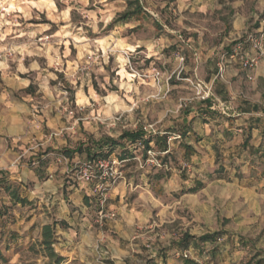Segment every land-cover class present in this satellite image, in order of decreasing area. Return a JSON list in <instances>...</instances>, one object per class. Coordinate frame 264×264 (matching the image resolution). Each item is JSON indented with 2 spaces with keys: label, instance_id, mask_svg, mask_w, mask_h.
Masks as SVG:
<instances>
[{
  "label": "rangeland",
  "instance_id": "rangeland-1",
  "mask_svg": "<svg viewBox=\"0 0 264 264\" xmlns=\"http://www.w3.org/2000/svg\"><path fill=\"white\" fill-rule=\"evenodd\" d=\"M141 2L146 13L109 27L129 9L126 0H0L1 103L25 102L35 127L0 160V264H104L112 260L92 250L112 238L130 254L127 264H245L264 256V99L254 88L264 40L253 68L229 55L238 43L255 52L248 36L261 35L262 5ZM228 60L239 74L228 73ZM24 64L29 70L20 73ZM4 72L31 86L15 90ZM250 103L259 111L241 113ZM257 115L262 141L255 145ZM137 129L146 137L169 131V150L142 141L117 146L110 156L126 159L125 181L102 208L85 195L92 185L78 179L77 163L88 158L78 148ZM184 141L196 148L189 160ZM198 181L204 186L191 190ZM64 205L68 219H60ZM213 232L215 241L179 244L185 234ZM139 248L158 251L157 261H140ZM183 249L190 258L177 255Z\"/></svg>",
  "mask_w": 264,
  "mask_h": 264
},
{
  "label": "crops",
  "instance_id": "crops-1",
  "mask_svg": "<svg viewBox=\"0 0 264 264\" xmlns=\"http://www.w3.org/2000/svg\"><path fill=\"white\" fill-rule=\"evenodd\" d=\"M256 2L261 3L262 7L259 10L264 11L263 10L264 0H256ZM262 16H264V12L262 13ZM244 17L245 16H242L239 13L236 15L235 28H238L239 30L242 29V23L243 22L241 19H244ZM125 23H127V22H125ZM258 26H259L260 30H263L264 29V20H261L260 25H258ZM238 45H240V44L238 43L234 47V49ZM231 54L232 53H230L229 55L231 56ZM228 61H231V60H228ZM235 65H237V62H232V61L230 62V64L228 65V69H227L228 73L239 74L240 69H239V67L236 68ZM38 68H39V65L37 62L32 65V69H38ZM28 70H29L28 67L24 64V68L20 67L19 72L24 73V72H27ZM2 78H4V81L8 86L14 88L15 90L28 88L31 84L30 83L31 81L29 78L23 77L19 73L15 74L14 72H12V73L8 74L7 72H4V74L2 75ZM254 82H255L254 88H259L258 93H259L260 97L264 99V59L262 61V64L260 65V67L256 71V79L254 80ZM2 100L3 99H2L1 94H0V107H1V109H0V160L3 159V157H8L12 154L10 144L11 145H17V143L20 142L18 140V137H22L23 141L27 140L30 136V133L35 130L34 125H30V120L26 114L28 107H27L25 102H19V103L18 102H10L9 104L11 106L5 107L1 103ZM211 105H208L207 107L211 108L212 107ZM255 109H257V110H255ZM241 111H242L241 113H254L256 111H259V104L258 103H252L248 107H242ZM208 112L212 113L213 111H208ZM254 120H255L254 122H252V120L250 121L251 122L250 124L253 125L252 131L254 132L253 133V139H254L253 144L258 145V142L262 141L260 139L261 138L260 131L262 130V118L258 117V115H257V117H255ZM232 123H233V121L230 124H232ZM234 125H236V123ZM231 127H233V125L232 126L226 125V127H224V129L230 130ZM244 129H245V127H239L236 131L237 132L238 131L243 132ZM237 132H235L233 135L238 137V136H240V134ZM256 139H258L257 142H256ZM184 142L182 143L183 146H184ZM188 143H190V142H188ZM190 144H192V143H190ZM212 144H215V142H212ZM194 148H195V146H194ZM195 150H196V148H195ZM198 182H200V181H198ZM196 185H197V183H196ZM203 186H204L203 184H202V186L199 185L197 190H199ZM47 190H49V189H47ZM116 190L118 192L120 190V188L119 187L114 188V191H116ZM78 192H81V191L75 190L74 193L76 194ZM118 193L111 191L109 199L110 198H117ZM85 195L90 196V198H91L90 200L92 201V196H94L92 193V189L89 191L88 188H86ZM79 198L82 199V196L80 194H79ZM68 214H70L68 207H66L64 205V207H62V215H61L60 219H68V217H67ZM199 237L193 235V237L191 238V241H190L191 242L190 245L193 243V240L199 239ZM113 242H116V241L112 238V239H110V241H108L107 245H102V246H100L99 244L96 245L95 248L92 250L93 254L96 251L97 255L100 258H102L103 260H105V259L112 260L111 262H103L104 264H127L126 258L124 259V257H129L130 254L128 253V251H123L121 249L117 250L115 247V244ZM137 252H140V253H137L138 255L136 257L139 258V260L142 262L145 261L146 257L156 258V261H157L158 256H159L158 251H151L150 255H147V253H148L147 250L143 251L142 249L139 248V250ZM194 262L191 264H196ZM168 264H188V263H186V260L177 261L175 259H171V260H169Z\"/></svg>",
  "mask_w": 264,
  "mask_h": 264
},
{
  "label": "trees",
  "instance_id": "trees-1",
  "mask_svg": "<svg viewBox=\"0 0 264 264\" xmlns=\"http://www.w3.org/2000/svg\"><path fill=\"white\" fill-rule=\"evenodd\" d=\"M128 3L129 9L122 12L119 14L117 17H115L109 24V27H114L118 23L122 22H129L132 19H138L142 13H146L144 9V5L142 4L141 0H126ZM31 86V85H30ZM29 86V87H30ZM169 132V131H168ZM168 132L162 134V135H157L154 137H146V132L143 129H137V130H127L124 131L119 137H104L97 141L94 146H86L85 149H82L81 145L78 150L80 152L85 151L87 153L88 158H98V157H107L110 156L115 148L117 146L124 147L125 143L124 140H128L130 142H137V141H142L143 144L145 145L146 149H151V143L154 142L158 148L159 151H168L169 150V144H168ZM188 130L185 129L180 133L181 136H186ZM185 146V156L187 160L190 159L191 155L194 153L195 148L192 144L188 142H184ZM66 152L70 151L69 149L65 150ZM169 153V152H168ZM124 158V157H123ZM3 184H6V181L2 182ZM202 186L201 182H197V185L194 187H191L190 189L193 191H196L198 189V186ZM7 188L9 185H6ZM22 200V199H21ZM193 235L185 234L182 239L179 241V244L181 248H189L190 247V241ZM217 237H219L218 232L214 233H206L203 234L199 237V240L203 242H208V241H215L217 240ZM61 259L60 255H57V260ZM194 261L192 259H186V263H193ZM195 263V262H194ZM245 264H264V256H262V253L259 252L255 254L247 263Z\"/></svg>",
  "mask_w": 264,
  "mask_h": 264
},
{
  "label": "built area",
  "instance_id": "built-area-1",
  "mask_svg": "<svg viewBox=\"0 0 264 264\" xmlns=\"http://www.w3.org/2000/svg\"><path fill=\"white\" fill-rule=\"evenodd\" d=\"M248 38L251 40L255 52H245L238 45L231 55L239 57L244 67L253 68L258 63L259 53L263 47L264 29L261 31L260 37L251 33ZM125 160V158L119 156H107L86 158L77 163L78 179L85 184L92 185V193L98 197L102 208H104L105 203L108 201L111 191L120 182L125 181L124 171L120 169ZM177 255L190 258L191 251L189 249L179 250L177 251Z\"/></svg>",
  "mask_w": 264,
  "mask_h": 264
}]
</instances>
